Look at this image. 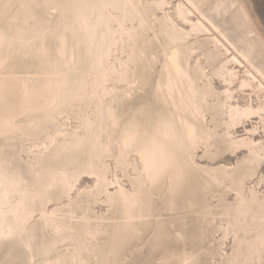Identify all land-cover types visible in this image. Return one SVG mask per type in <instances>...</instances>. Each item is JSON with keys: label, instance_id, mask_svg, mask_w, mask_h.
I'll use <instances>...</instances> for the list:
<instances>
[{"label": "snow or ice", "instance_id": "1", "mask_svg": "<svg viewBox=\"0 0 264 264\" xmlns=\"http://www.w3.org/2000/svg\"><path fill=\"white\" fill-rule=\"evenodd\" d=\"M205 6L187 7L199 14ZM215 7L229 9L231 29L247 46L243 60H259V78L245 72L251 81L238 79L245 65L229 51L233 37L222 27L211 25L212 54L190 43L208 29L193 22L185 31L181 24L192 13L183 0H0V264H89L84 253L114 222L117 202L128 212L138 206V194L126 193L117 179L107 182L104 213L94 214L102 194L99 175L89 169L114 143L124 168L149 130L181 146L184 165L171 185L176 193L185 169L193 179L208 175L202 164L209 154L200 146L211 142L217 123L226 125L235 160L248 149H241L243 138L233 140L232 129L252 119L258 125L248 127L259 140L252 155L264 164V33L246 3ZM252 88L259 106L242 108L236 92ZM254 163L216 160L213 182ZM163 166L162 158L149 157L136 178L141 188L145 176L156 183ZM113 254L97 264H128Z\"/></svg>", "mask_w": 264, "mask_h": 264}, {"label": "bare ground", "instance_id": "2", "mask_svg": "<svg viewBox=\"0 0 264 264\" xmlns=\"http://www.w3.org/2000/svg\"><path fill=\"white\" fill-rule=\"evenodd\" d=\"M188 1L200 5L199 0ZM217 4H223V2ZM185 6L186 10L192 13L187 3ZM220 11L221 9L213 7L210 14L203 13V17L211 21V24L207 23L203 17L197 19L187 17L190 27L191 23L196 22L208 29L207 32L195 33L196 41L191 40V44L195 45L201 34L213 32L211 25L221 27L216 21ZM181 25L185 31H190L188 26L183 23ZM214 35L213 32L212 36ZM212 36L207 35L205 42H199L195 46L204 48L212 44L213 49L209 50L212 54L216 47ZM238 37L242 46L238 48L235 44V47L242 56L243 53H247V46L243 42V34ZM236 56L240 59L237 54ZM255 59L257 58L252 57L251 61H248L255 71L248 68L245 72H252L259 78L257 71L259 62L254 63ZM231 70L229 68V71ZM237 76L240 79L238 70ZM244 80L251 81V77L245 75L241 81ZM253 89L255 94H258V89ZM237 103L242 108L248 107L253 110L259 106V103L242 104L239 101ZM247 121H241L238 125L245 124ZM215 127L216 131L211 142L202 145L204 153L209 154L211 161L206 165L202 164V167L208 171V175L199 174L196 179H193L192 171L185 169L184 186L176 193L171 191V185L176 170L184 165V150L173 141L154 136L150 130L146 135H142L137 145L130 150L128 160L131 167L124 168L118 163L119 145L114 143L111 154L102 155L95 166L89 169L100 177V187L97 191L102 194L99 196L102 202L98 204L105 205L103 201L109 199L106 193L112 190L107 187V182L117 179L118 187L126 193L138 194V206L131 212H128L122 203L117 202L116 211L110 218L114 222L105 224L104 234H101L96 241H92L89 250L84 253V258L89 261V264H97V261L113 253L112 259L127 260L128 264H164V262L182 264V261L186 259L191 260L192 264H209L211 261H215V264H228L234 259L239 260L240 264H264V249L261 248V238L264 237V205H262L264 191L261 190L259 183L264 174L260 171L262 163L252 155L259 151V148L255 146L259 144V140L252 134V128L257 125H253L250 129L246 128L248 132L246 137H239L235 132L236 128L232 129L233 140L240 141L243 138L241 149H248L236 163L245 159L255 163L250 164L246 169H233L234 176L231 178L218 175L220 184L213 182L212 177L217 174L211 171L212 163L225 151H229L232 145L224 135L227 130L226 125L217 123ZM213 152L215 160L211 158ZM151 156L162 158L164 166L156 183L149 182L145 176V182L141 188L136 178L144 174L145 162ZM197 156V152L193 154L194 158ZM111 159H114L115 167L129 177L132 188L126 187L117 174L114 178L110 177L111 163L109 161ZM128 169L135 175L132 176ZM242 175H250V178L240 184L239 179ZM242 201L246 202L243 206H241ZM98 204L94 206V214L100 216L104 212L96 209ZM230 224L232 227H229ZM177 233H180L183 238ZM228 241L231 243L230 251L227 250Z\"/></svg>", "mask_w": 264, "mask_h": 264}, {"label": "rangeland", "instance_id": "3", "mask_svg": "<svg viewBox=\"0 0 264 264\" xmlns=\"http://www.w3.org/2000/svg\"><path fill=\"white\" fill-rule=\"evenodd\" d=\"M183 1L185 3H187V4H190L188 0H183ZM199 1H200V5H202V6L206 5V6L201 8L199 14H197L195 11L192 10L191 17L194 18V19H197L198 17H203V13L210 14L211 9L213 7H215L217 5V3L223 2V4L227 5V4H231L232 2H244V3H246L248 11H249L250 15L252 16V18H253V20H254V22L256 24L258 32L259 33H264V0H199ZM177 2H180V0H177ZM227 17H229V9L222 8L221 11H220V14L216 17V21L220 24V26L223 28V30L229 36L233 37V41L234 42L229 40V43L232 44V48H230L231 49L230 51L236 53L240 57V59L242 60V63L245 65L244 71H239L237 69L239 71V77H240L239 80H242V77L245 76L244 73H245V71L248 68H251L254 71H255V69H254L253 65L250 62L243 60V56H241L240 52L235 47V44H236V46L238 48H241L242 44L238 41L239 40L238 36H240L242 33L239 34V35L233 33V31L231 29V25L229 24V21H228ZM203 19L208 23V21L206 20L205 17H203ZM186 26H188V28L190 29V25L189 24L186 25ZM212 29H213V27H212ZM213 32H214V30H213ZM213 32H208L206 35L201 34L199 36L198 41L195 42V45H198L199 42H205V40L207 38V35L210 36V34H211V36H212ZM192 41H196L194 36L192 38ZM211 45L212 44H210L209 47H204V48H201V49L209 52L210 49H213ZM255 62L257 64L259 62L258 59H255L254 63ZM238 97H239V99H238ZM259 99H260V97L258 96V94H255L253 88L252 89H244L240 93L239 92L236 93V101H239L242 104H244L246 102L247 103L249 102V103L257 104V103H259ZM248 125H251V126L258 125V121H254V120L251 119V120H248L245 124L238 125L236 127V131H235L236 134L239 137H246L248 135L247 129H250L248 127ZM200 148L204 152V147L202 145L200 146ZM244 153H246V152L244 151ZM244 153H243V155H244ZM197 154H198V156L196 157V159L199 158V155H200V151L199 150L197 151ZM243 155H237V157L234 160L233 157L228 155V151H225L216 160H221L222 159L224 164L230 165V164L236 163L237 160L239 158H241ZM216 160L213 161V163H212L213 165L215 164ZM109 162L111 163L110 177L114 178L115 174H117L121 178V181L123 182V184L126 185V187L132 188V186H131L132 182L130 181L129 177L125 176L122 170H120V169L115 167L114 159H111ZM209 162H211L210 159L204 161L203 165H206ZM128 171H129V173L132 176L135 175V173L132 170L128 169ZM260 171H261V174L262 173L264 174V164H261ZM89 186H91V184H89L88 187ZM261 190L264 191V186H261ZM105 207H106V205L98 204L96 206V209L104 212L105 211ZM230 246H231V243L228 241V246H227V250L228 251H230Z\"/></svg>", "mask_w": 264, "mask_h": 264}]
</instances>
